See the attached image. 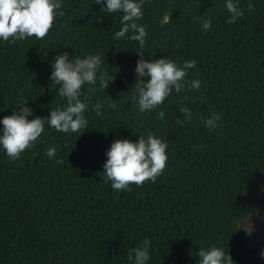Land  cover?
<instances>
[{"label": "trees", "instance_id": "trees-1", "mask_svg": "<svg viewBox=\"0 0 264 264\" xmlns=\"http://www.w3.org/2000/svg\"><path fill=\"white\" fill-rule=\"evenodd\" d=\"M94 2L60 0L64 15L43 40H0V119L25 99L29 119L66 108L50 79L64 52L73 60L98 55L97 75H115L105 90L84 85V132H58L45 118L44 132L18 159L0 148V264H131L129 254L146 237L147 264H199L200 247L221 248L233 264H264V242L249 248L255 236L244 229L246 218L264 210V0H234L244 15L231 24L226 0H145L138 21L148 33L144 59L181 67L195 60L186 79L201 83L173 90L144 113L133 100L138 43L127 38L132 33L114 40L123 13L107 14ZM181 106L191 109V122L177 123ZM211 113L222 116L212 130L202 123ZM148 132L167 142L163 173L113 190L103 173L106 151L114 139L135 142Z\"/></svg>", "mask_w": 264, "mask_h": 264}, {"label": "clouds", "instance_id": "clouds-1", "mask_svg": "<svg viewBox=\"0 0 264 264\" xmlns=\"http://www.w3.org/2000/svg\"><path fill=\"white\" fill-rule=\"evenodd\" d=\"M95 4L103 5L101 11L112 14L122 12V27L113 34L114 40L127 36L131 41L138 43L137 52L140 54L137 60L135 73L137 75L136 95L133 100L137 102L141 113L155 111L170 96L173 90L180 93L185 89H199L200 81L197 79L187 80L188 70L196 67L195 60L185 61L183 66H177L175 61L165 57L151 60L144 59L143 49L146 45L148 33L145 26L138 21L143 17L142 6L145 0H95ZM224 7L231 14L227 23H234L244 15V10L234 0H226ZM249 11L254 8L252 3L247 5ZM63 16L60 0H0V40L14 43L35 37L43 40L52 29L55 19ZM166 20L169 18L166 17ZM211 27L210 20L202 21V28L208 31ZM101 58L98 55H88L85 58L70 59L69 53L64 52L56 56L52 63L53 71L50 79L53 84L59 85L57 94L65 98L66 108L50 110L47 117L36 116L32 119V109L27 104V99L21 100L11 115L0 119L3 128L0 129V148H2L9 160H16L25 150L33 147L44 132L45 118L49 127L58 132L75 133L88 129V120L84 113L88 109L86 101L81 100L84 85L95 86L99 89L108 88L115 75L107 72H99ZM149 77L145 80L144 77ZM89 92L96 91L90 87ZM112 100V99H111ZM111 106L115 108V103ZM103 105L97 102L93 110L100 115ZM179 111L184 120H177L183 124L191 122L193 114L191 109L181 106ZM164 111L158 112L157 118H164ZM222 116L211 113L202 123L207 129H215L217 122ZM82 132V133H83ZM167 142L148 132L146 136L139 135L137 141L128 139H114L106 151L107 159L103 165V173L106 180L111 182L115 191H130V185L143 186L147 181L155 182L161 175L167 163ZM49 158L56 155V149L49 148L46 151ZM61 163L62 161H56ZM150 240L146 237L142 247L132 249L128 259L131 264H147L149 260ZM199 264H233L231 255L218 247L199 249ZM264 258V251L261 252Z\"/></svg>", "mask_w": 264, "mask_h": 264}, {"label": "rangeland", "instance_id": "rangeland-1", "mask_svg": "<svg viewBox=\"0 0 264 264\" xmlns=\"http://www.w3.org/2000/svg\"><path fill=\"white\" fill-rule=\"evenodd\" d=\"M244 229L247 234L255 236L248 240L247 246L249 248L258 246L264 242V210L246 218Z\"/></svg>", "mask_w": 264, "mask_h": 264}]
</instances>
